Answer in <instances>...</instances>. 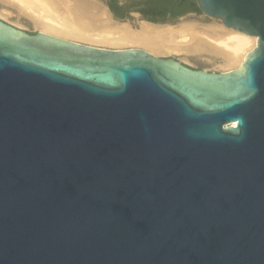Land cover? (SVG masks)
I'll return each instance as SVG.
<instances>
[{"label": "water", "instance_id": "water-1", "mask_svg": "<svg viewBox=\"0 0 264 264\" xmlns=\"http://www.w3.org/2000/svg\"><path fill=\"white\" fill-rule=\"evenodd\" d=\"M196 1L240 69L0 20V264H264V0Z\"/></svg>", "mask_w": 264, "mask_h": 264}, {"label": "bare ground", "instance_id": "bare-ground-1", "mask_svg": "<svg viewBox=\"0 0 264 264\" xmlns=\"http://www.w3.org/2000/svg\"><path fill=\"white\" fill-rule=\"evenodd\" d=\"M1 1L17 8L20 14L30 17L34 26L42 31L112 47L140 46L155 55L219 56L226 64L240 63V69L250 43L248 36L243 33L236 35L224 28L213 26L200 25L196 28L192 24L179 28L180 26L140 23L138 30H131L124 23H113L105 10L88 0ZM200 33L208 36L206 39L211 38L216 45L197 37ZM253 39L256 42V38ZM225 47H230V50Z\"/></svg>", "mask_w": 264, "mask_h": 264}, {"label": "rangeland", "instance_id": "rangeland-1", "mask_svg": "<svg viewBox=\"0 0 264 264\" xmlns=\"http://www.w3.org/2000/svg\"><path fill=\"white\" fill-rule=\"evenodd\" d=\"M89 2L98 5L99 7H101L103 10H105V3L107 2V0H88ZM124 1H134V0H124ZM107 16L111 19V21L113 23H117V24H125L127 25L131 30H138L139 29V24L140 23H145L144 21H140L138 18H136L133 22H129V21H123V22H118L113 20V18L110 16L109 13H107V11L105 10ZM22 16V17H21ZM0 20L17 28L20 29L22 31H25L29 34H36L38 32H43L46 34H50V35H54L57 37H61L55 34H51L49 32H45L40 30L39 28H36L33 24V21L30 17L20 14L18 9L15 8L14 6L10 5V4H6L3 3L2 1L0 2ZM49 23V21H48ZM165 24H170L167 26L170 27H179L181 28L182 26H188V25H195L196 28H198V26H213V27H220V28H224L225 30H228L229 32H232L236 35H241L242 33L239 31H234V30H230V29H226L224 27V25L222 24V21L219 19H212L210 17L207 16H197L196 14H190L187 15L185 17H182L172 23H165ZM243 35V34H242ZM202 36V37H200ZM199 38H203L202 40L205 41V39L208 37L205 34L200 33V35L198 34ZM64 38V37H61ZM250 39V43L248 45L247 48V52L246 54H248L250 51H252L255 46H256V42L253 39V37H247ZM64 39H68L71 41H75V42H79V43H83V44H88V45H93V46H97V47H102V48H108V49H127V48H138V49H143L149 53H151L149 50L142 48V47H138V46H132V45H126V46H121V47H112V46H107V45H101V44H94V43H90V42H83L80 40H75V39H69V38H64ZM212 41V42H210ZM206 42L213 45L216 43L211 39H206ZM222 46V45H221ZM225 49L230 50V47L228 49V47H225ZM153 54V53H151ZM155 55V54H153ZM155 56H160V57H171V58H175L177 60H179L180 62H182L183 64L194 68V69H204V70H208V71H212V72H226L232 69H236L239 68V64H233V65H229L224 63V60L221 59V57L219 56H198V55H186V54H170V55H155Z\"/></svg>", "mask_w": 264, "mask_h": 264}, {"label": "flooded vegetation", "instance_id": "flooded-vegetation-1", "mask_svg": "<svg viewBox=\"0 0 264 264\" xmlns=\"http://www.w3.org/2000/svg\"><path fill=\"white\" fill-rule=\"evenodd\" d=\"M105 6L109 10L113 20L118 22H133L136 18L140 21L165 24L172 23L182 17L197 13L186 12L175 16L174 10L170 8V0H107Z\"/></svg>", "mask_w": 264, "mask_h": 264}, {"label": "trees", "instance_id": "trees-1", "mask_svg": "<svg viewBox=\"0 0 264 264\" xmlns=\"http://www.w3.org/2000/svg\"><path fill=\"white\" fill-rule=\"evenodd\" d=\"M170 8L174 10L175 16H180L186 12L201 11L196 0H170Z\"/></svg>", "mask_w": 264, "mask_h": 264}]
</instances>
